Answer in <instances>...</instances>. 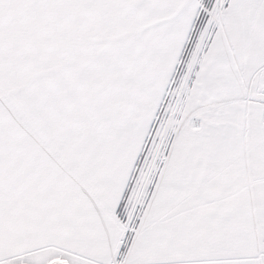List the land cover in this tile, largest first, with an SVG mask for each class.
Here are the masks:
<instances>
[{
	"label": "snow or ice",
	"instance_id": "snow-or-ice-1",
	"mask_svg": "<svg viewBox=\"0 0 264 264\" xmlns=\"http://www.w3.org/2000/svg\"><path fill=\"white\" fill-rule=\"evenodd\" d=\"M0 264H264V0H0Z\"/></svg>",
	"mask_w": 264,
	"mask_h": 264
}]
</instances>
